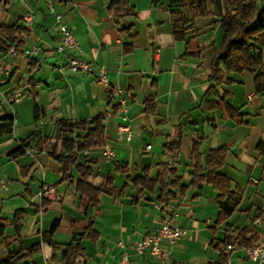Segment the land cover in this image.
I'll return each mask as SVG.
<instances>
[{
    "label": "crops",
    "instance_id": "0c3cea01",
    "mask_svg": "<svg viewBox=\"0 0 264 264\" xmlns=\"http://www.w3.org/2000/svg\"><path fill=\"white\" fill-rule=\"evenodd\" d=\"M118 1L3 0L0 23L25 28L28 35L16 52L0 53V90L23 96L11 106L0 101V130L10 129L0 135V262L23 248L16 264H56L61 252L54 253L41 236L57 221L51 241L61 250L82 237L84 257L78 264H118V242L134 264H251L242 250L227 252L225 246L244 229L253 245L264 238V94L255 93L247 70L227 72L218 65L220 82L211 80L222 37L215 18L198 17L187 26L184 40L173 38L172 25L184 16L190 19L191 4L203 2L211 10L213 0H127L123 11ZM25 15L32 16L29 26L21 20ZM55 15L73 30L77 51H58ZM261 50L264 64V45ZM69 55L89 63L92 72L71 73ZM99 67L111 87L122 90L124 98L129 95V140L118 133L116 101L96 81ZM96 118H102L103 145L112 148L114 159L103 160L101 149L74 152L75 166L91 175L83 181L70 166L63 178L51 156H65L58 124L85 126ZM82 137L75 131L72 140ZM25 140L26 151L9 156ZM194 146L201 155L227 149L217 173L229 180L232 192L242 193V200L224 221L218 222L217 193L210 185L188 187ZM176 179L188 187L183 193L171 186ZM43 182L56 187L58 201L38 200ZM81 182L102 191L93 209L77 188ZM163 193L173 196L166 199L175 212L172 224L187 235L160 244L168 254L164 259L135 256L132 245L163 220V211L155 207ZM37 245L40 251L27 257Z\"/></svg>",
    "mask_w": 264,
    "mask_h": 264
},
{
    "label": "trees",
    "instance_id": "16d2710c",
    "mask_svg": "<svg viewBox=\"0 0 264 264\" xmlns=\"http://www.w3.org/2000/svg\"><path fill=\"white\" fill-rule=\"evenodd\" d=\"M3 0H0V11ZM212 9L208 10L203 2L191 4L189 6L190 19L186 16L181 21L172 25V36L175 40H184V33L187 26L198 17L211 16L220 23L222 29V37L220 45L214 50V60L211 66V80L215 83L220 82L222 72L217 70V66L221 65L224 71L234 72L247 70L253 75V85L256 94H264V64L262 63V46L264 45V0H213ZM121 11L127 8V0H119L117 4ZM114 6V4H111ZM25 28L16 26H5L0 23V53H7L12 48L14 52L23 47V37H27ZM151 105L147 103L146 108ZM232 115V114H231ZM236 116V114H235ZM75 131H82V141L75 143L72 140V135ZM10 133V129H1L0 135ZM58 138L61 141V146L65 152V156L51 155L59 164L63 178H66L67 169L72 166L81 173V176L86 179L89 176L86 168L75 166L74 152H83L84 150L102 149L104 140V126L102 118H96L85 126L71 127L65 123L58 124ZM28 140L21 142L20 148L11 153L9 156L15 157L23 154L26 151ZM169 152H173L171 146L167 148ZM227 154L226 148L211 150L204 155L198 153L194 146L190 160L192 162V172L189 188L198 189L204 185H210L217 193L219 206L218 222L228 219L237 209L242 200V193L232 192L231 185L228 179L217 173L225 162ZM167 173L164 172L159 181L163 182L166 179ZM146 177V176H145ZM145 185L150 182L147 178L143 179ZM177 191L184 192L188 187H184L180 180L176 179L171 183ZM78 190L83 192L89 199L91 208H95L98 202V197L102 192L100 189H93L84 182L78 184ZM170 194H162L158 198V203L163 206H168L166 201ZM173 199L172 197H168ZM58 222H54L51 230L42 234L41 242L52 247L54 253L60 251L61 259L55 261L56 264H78V259H83L84 251L80 241L82 237L74 239L70 244L61 250L58 246L52 243L51 236L57 229ZM247 231L241 230L238 232L236 240L246 247H252L253 244L245 240ZM225 245V244H224ZM23 251L19 248L17 252H9L7 258L0 264H16L15 257ZM40 251V245H37L27 250L26 256L32 255Z\"/></svg>",
    "mask_w": 264,
    "mask_h": 264
},
{
    "label": "built area",
    "instance_id": "2783aa9c",
    "mask_svg": "<svg viewBox=\"0 0 264 264\" xmlns=\"http://www.w3.org/2000/svg\"><path fill=\"white\" fill-rule=\"evenodd\" d=\"M48 9L52 13L54 9L52 4L48 2ZM21 20L26 25L32 24V16L25 15L21 17ZM55 20L58 24V29L60 32V45L58 51L67 50L75 52L78 49V44L74 35L73 30L68 27L66 24L62 22V17L60 15H55ZM14 52L12 48L10 50ZM35 52V48L31 50L29 55ZM68 64L67 69L71 73H84L89 74L92 72L91 66L89 63L85 61H81L76 59L73 56H67ZM96 81L104 86L110 98L116 101V107L119 112V122L117 125V130L119 134H125L126 139L129 140L131 138V131L129 127V117L127 116V109L125 107L126 99L129 98V95L126 94L124 98L123 91L120 89H116L110 86L106 74V70L103 67H99L96 72ZM23 99V96L19 91H14L12 93H5L0 90V101L11 106L13 104H18ZM14 123V121H13ZM150 150V146L146 147V151ZM84 155L89 154V150H84L82 152ZM100 156L103 160L110 161L114 159L115 153L109 145H103ZM172 165V162L169 163ZM37 198L40 202L42 201H58L60 199L59 194L56 191V187L52 184L42 183L38 193ZM157 209L162 210L164 213L163 220L160 226L155 229L154 232L142 237L138 241H136L132 245V252L135 256H141L144 254H148L157 259H164L168 254L164 251L160 250V244L168 243L172 244L176 240L183 238L187 235L185 230H182L172 224V216L174 215V211L170 207H164L160 204L155 206ZM261 218H257L254 223H260ZM264 221V218H263ZM117 247L122 251L118 258V264H134L129 258L128 252L125 251V245L123 242H118ZM242 250L244 252L245 257L251 264H264V238L256 245L252 247H246L241 244L238 240H234L231 243L225 246V250L227 252L233 250Z\"/></svg>",
    "mask_w": 264,
    "mask_h": 264
}]
</instances>
